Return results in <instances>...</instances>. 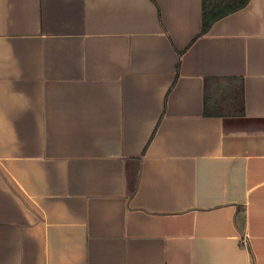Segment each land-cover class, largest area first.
Returning <instances> with one entry per match:
<instances>
[{"label":"crops","instance_id":"obj_1","mask_svg":"<svg viewBox=\"0 0 264 264\" xmlns=\"http://www.w3.org/2000/svg\"><path fill=\"white\" fill-rule=\"evenodd\" d=\"M0 0V264H264V0Z\"/></svg>","mask_w":264,"mask_h":264},{"label":"trees","instance_id":"obj_2","mask_svg":"<svg viewBox=\"0 0 264 264\" xmlns=\"http://www.w3.org/2000/svg\"><path fill=\"white\" fill-rule=\"evenodd\" d=\"M249 0H204V30L217 18L237 10L248 3Z\"/></svg>","mask_w":264,"mask_h":264}]
</instances>
